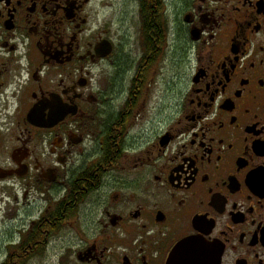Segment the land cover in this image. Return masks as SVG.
<instances>
[{"label":"flooded vegetation","instance_id":"obj_1","mask_svg":"<svg viewBox=\"0 0 264 264\" xmlns=\"http://www.w3.org/2000/svg\"><path fill=\"white\" fill-rule=\"evenodd\" d=\"M0 264H264V0H0Z\"/></svg>","mask_w":264,"mask_h":264},{"label":"rangeland","instance_id":"obj_2","mask_svg":"<svg viewBox=\"0 0 264 264\" xmlns=\"http://www.w3.org/2000/svg\"><path fill=\"white\" fill-rule=\"evenodd\" d=\"M107 13H108V11H107V9H104L103 10V14H105V15H107ZM118 29L122 32V31H125L124 29H120V27H118ZM127 33V35L128 36H130L131 34H132V31H125V34ZM101 69H103V70H109V68L108 67H103V68H101ZM100 70V69H99Z\"/></svg>","mask_w":264,"mask_h":264}]
</instances>
